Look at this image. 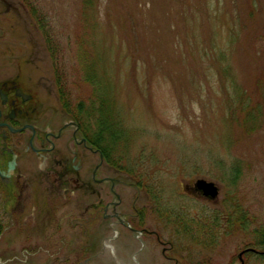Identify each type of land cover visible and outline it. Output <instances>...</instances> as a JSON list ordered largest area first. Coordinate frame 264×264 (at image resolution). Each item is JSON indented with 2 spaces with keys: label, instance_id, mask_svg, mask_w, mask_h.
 <instances>
[{
  "label": "rangeland",
  "instance_id": "rangeland-1",
  "mask_svg": "<svg viewBox=\"0 0 264 264\" xmlns=\"http://www.w3.org/2000/svg\"><path fill=\"white\" fill-rule=\"evenodd\" d=\"M0 56L42 85L46 112L110 123L97 146L128 183L122 218L143 231L86 223L83 192L28 190L23 212L0 206V264H240L244 250L264 264V0H0ZM197 179L218 186L215 202L184 193ZM235 205L238 228L224 222ZM201 212L224 229L185 234Z\"/></svg>",
  "mask_w": 264,
  "mask_h": 264
},
{
  "label": "flooded vegetation",
  "instance_id": "flooded-vegetation-1",
  "mask_svg": "<svg viewBox=\"0 0 264 264\" xmlns=\"http://www.w3.org/2000/svg\"><path fill=\"white\" fill-rule=\"evenodd\" d=\"M13 62L0 58L2 214L12 217L16 208L23 212L28 190H41L45 200L59 193L74 196L75 192H83L89 200L85 205L89 220L100 217L104 222H118L120 192L128 183L122 172L112 175L109 147L106 152L97 146V142L104 144V138L97 137L92 121L86 130L67 114L46 112L36 97L42 85L33 82L31 74L25 76L17 69L12 73ZM189 189L199 195L194 188ZM97 194L115 200L96 204ZM32 196L30 201L36 203L37 196Z\"/></svg>",
  "mask_w": 264,
  "mask_h": 264
},
{
  "label": "trees",
  "instance_id": "trees-1",
  "mask_svg": "<svg viewBox=\"0 0 264 264\" xmlns=\"http://www.w3.org/2000/svg\"><path fill=\"white\" fill-rule=\"evenodd\" d=\"M23 2H26L27 0H22ZM65 108V107H64ZM65 112H66V114H67V116L68 117H70V118H72V119H77V120H79L80 121V123L82 124V126H84L85 127V129H88V126H89V124H88V122H89V120L92 118V115H91V113H88V114H85L82 110H81V108H77V107H75V108H68V107H66L65 108ZM93 117L95 118V115H93ZM103 120H101L100 119V116L98 115V119H97V122H96V128L97 129H102L103 128V126H109L110 127V123H109V125L108 124H105L104 125V122H102ZM111 127H113L112 126V124H111ZM110 144H111V142H110ZM238 210H239V208H237L236 210H234L233 209V207L232 206H230V207H228V213H227V215H225L226 216V218L224 217V222L226 223V224H232L231 226H233L234 225V223H237V227H235V228H238V223H239V221L238 220H232L230 217H231V215H233L235 212H238ZM170 213V212H169ZM171 214V213H170ZM239 217H238V219L239 220H242L241 218L242 217H244V215L242 214V211L240 212V210H239ZM171 216V215H170ZM170 216H168L167 218H170ZM212 221H214V223H217L218 221H219V219H217V218H214ZM212 221H208V220H204V221H202L201 223H199L200 221H197V222H190V224H191V226H186L185 224L184 225H182L189 233H191L192 235H194V234H199V232H200V229H204V233L207 235V236H209L210 238H212V235H214V234H216V233H218V231H217V225H213L211 222ZM221 221V220H220ZM244 222V221H243ZM187 224V223H186ZM218 224V223H217ZM206 225V226H205ZM186 226V227H185ZM201 226H203L202 228H201ZM231 226H228V227H226L227 229H225L224 230V234H227L230 230L231 231H237L238 229H234V227H233V229L232 228H230ZM239 228H243L242 230H244L245 229V227L244 226H240ZM224 229V228H223ZM217 235V234H216ZM193 237V236H192ZM255 238H256V243L258 244V245H262V246H264V230H258V231H256L255 232ZM210 241L209 242H211V239H209ZM204 244V243H203ZM208 245V244H207ZM204 246H205V244H204Z\"/></svg>",
  "mask_w": 264,
  "mask_h": 264
},
{
  "label": "bare ground",
  "instance_id": "bare-ground-1",
  "mask_svg": "<svg viewBox=\"0 0 264 264\" xmlns=\"http://www.w3.org/2000/svg\"><path fill=\"white\" fill-rule=\"evenodd\" d=\"M75 120H77V119H75ZM79 121V120H78ZM79 123H80V121H79ZM80 125L82 126V124L80 123ZM91 124H89V126H90ZM89 126H88V128H89ZM84 129H85V127L84 126H82ZM86 130H88V129H86ZM96 135H97V131H96ZM0 173H2V172H0ZM215 185V187H217L218 188V186L216 185V184H214ZM219 189V188H218ZM183 191H184V193L188 196V197H194V198H196V197H199V198H201L199 195H197L196 193H194L193 191H191V189H189V187L188 186H184L183 187ZM152 194H154L153 192H151V193H149L148 192V196L147 197H149V205H146V207L152 212V213H154L155 212V214H157V216H158V219H159V221H161L162 222V220H165V219H169V218H167L168 217V212H170V211H174V207H171L170 209L168 208H165L164 207V205L163 204H160L159 202H157V200H155V199H152V198H154V196H152ZM122 196V195H121ZM120 196V197H121ZM197 199V198H196ZM204 200H206V199H204ZM153 201V202H152ZM207 201V200H206ZM212 202H214V201H212ZM211 202V203H212ZM86 205V204H85ZM159 206V207H158ZM238 205H235V206H233V209L234 210H236L238 207H237ZM87 208V207H86ZM86 208H85V210H86ZM85 210H84V212H85ZM120 210H121V208H120ZM135 213L137 214L138 212H136L135 211ZM201 214H203L204 215V212H201L200 214H199V216H198V220L197 221H200L199 223H201L202 221H204L205 220V218L201 215ZM123 215H125L124 213L122 214V212H121V214L118 216V219H119V221H118V223L123 227V228H125V229H129L131 232H133V233H141L142 234V232L143 231H138V230H136L135 228H133V227H131V226H129L128 224H127V222H125V221H127L126 220V217H127V215H126V217L124 216L123 218H122V216ZM139 215V214H138ZM239 212H235L233 215H231V219L232 220H237L238 219V217H239ZM33 218H34V216H33ZM33 220H35V219H33ZM97 220V218L95 217L94 219H92V220H89V218L87 217V219L85 220V222L86 223H88V224H92V223H94L95 221ZM197 221H193V222H197ZM190 222L191 221H189L188 223L190 224ZM212 224L215 226V225H217V223H214L213 221H212ZM92 227V226H91ZM186 227V226H185ZM220 228L221 229H223V227L222 226H220L219 224L217 225V229H219L220 230ZM185 234H189V235H191L192 236V234L191 233H189L186 229H184V230H182ZM217 235H218V233H217ZM157 240L159 241V238L157 237ZM91 241V242H90ZM89 244L86 246V248H90L91 247V244L93 245V242H92V240L90 239L89 241ZM161 243V242H160Z\"/></svg>",
  "mask_w": 264,
  "mask_h": 264
},
{
  "label": "water",
  "instance_id": "water-1",
  "mask_svg": "<svg viewBox=\"0 0 264 264\" xmlns=\"http://www.w3.org/2000/svg\"><path fill=\"white\" fill-rule=\"evenodd\" d=\"M193 187L195 190L201 192L202 196L211 200V201H216L218 196H219V190L217 187H215L213 182H208L203 179H197ZM241 254H239V258L241 259ZM242 263V261H241Z\"/></svg>",
  "mask_w": 264,
  "mask_h": 264
}]
</instances>
